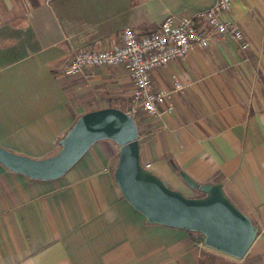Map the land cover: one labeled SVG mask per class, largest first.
I'll use <instances>...</instances> for the list:
<instances>
[{
	"label": "crops",
	"instance_id": "1",
	"mask_svg": "<svg viewBox=\"0 0 264 264\" xmlns=\"http://www.w3.org/2000/svg\"><path fill=\"white\" fill-rule=\"evenodd\" d=\"M216 0H0V145L45 158L83 114L127 111L134 82L125 65L65 75L85 48L103 50L123 28L159 29ZM232 19L250 42L244 53L224 35L153 72L172 90L174 111L145 116L141 161L176 189L198 195L181 177L223 185L256 225L247 253L233 257L202 235L150 223L115 182L120 146L95 142L64 175L32 179L0 163V264H198L203 250L233 264H264V0H234ZM127 109V110H126ZM176 168H175V167Z\"/></svg>",
	"mask_w": 264,
	"mask_h": 264
},
{
	"label": "water",
	"instance_id": "2",
	"mask_svg": "<svg viewBox=\"0 0 264 264\" xmlns=\"http://www.w3.org/2000/svg\"><path fill=\"white\" fill-rule=\"evenodd\" d=\"M102 139L120 146L115 182L148 222L196 231L207 246L233 257L247 253L258 229L226 195L223 185L200 184L180 171L191 188L205 195L186 196L172 188L143 165L138 124L122 109L106 107L81 115L61 140L60 150L49 157L37 159L0 145V163L32 179L52 180L64 175Z\"/></svg>",
	"mask_w": 264,
	"mask_h": 264
},
{
	"label": "built area",
	"instance_id": "3",
	"mask_svg": "<svg viewBox=\"0 0 264 264\" xmlns=\"http://www.w3.org/2000/svg\"><path fill=\"white\" fill-rule=\"evenodd\" d=\"M233 3L234 0H216L212 6L190 15H169L158 30L148 33L125 27L109 48L78 51L64 73L72 76L87 69L125 65L134 82L127 112L133 117L171 113L174 111L172 94L183 91L186 83L177 74H172V90L159 88L153 79L156 69L185 59L195 46L207 47L224 35H229L244 53L249 49L250 42L241 27L230 18L222 19L223 14L232 10ZM144 166L148 168L149 164Z\"/></svg>",
	"mask_w": 264,
	"mask_h": 264
},
{
	"label": "trees",
	"instance_id": "4",
	"mask_svg": "<svg viewBox=\"0 0 264 264\" xmlns=\"http://www.w3.org/2000/svg\"><path fill=\"white\" fill-rule=\"evenodd\" d=\"M134 119L137 122L136 117L134 116ZM63 139V137L60 139L59 144L61 146V140ZM205 194L200 192L199 195H197L196 197H202ZM202 235V234H201ZM198 264H233L232 260L226 258L225 256L218 254V253H213L207 250H203L201 253V257L198 261Z\"/></svg>",
	"mask_w": 264,
	"mask_h": 264
},
{
	"label": "rangeland",
	"instance_id": "5",
	"mask_svg": "<svg viewBox=\"0 0 264 264\" xmlns=\"http://www.w3.org/2000/svg\"><path fill=\"white\" fill-rule=\"evenodd\" d=\"M238 25H239V23H238ZM242 29V28H241ZM243 31V30H242ZM247 38V37H246ZM248 39V38H247ZM128 108V107H127ZM127 110V109H126ZM143 114H139V115H137L136 116V119H137V122L138 123H140V124H142L146 119H145V117H143L142 116ZM160 178H162V177H160ZM162 180H164V181H166L165 179H162ZM167 182V181H166ZM169 185H170V183H169ZM172 188H174V189H176L175 187H173L172 185H170ZM178 190H180L184 195H186V196H193V195H191L189 192H187V191H184V190H181V189H178ZM199 193H200V191H199ZM199 193H198V195H199ZM195 196H197V195H195Z\"/></svg>",
	"mask_w": 264,
	"mask_h": 264
}]
</instances>
